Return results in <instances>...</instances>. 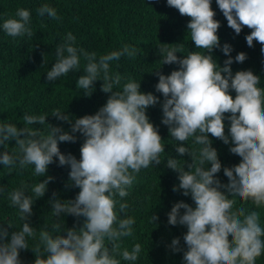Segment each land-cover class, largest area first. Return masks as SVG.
Listing matches in <instances>:
<instances>
[{"label": "clouds", "instance_id": "1", "mask_svg": "<svg viewBox=\"0 0 264 264\" xmlns=\"http://www.w3.org/2000/svg\"><path fill=\"white\" fill-rule=\"evenodd\" d=\"M227 26L239 35L243 28L248 47L253 41L261 45L264 54V0H215ZM166 4L189 18L186 28L195 49L178 57V47L167 44L157 47L160 66L153 69L158 76L155 91L142 92L140 80L125 78L113 72L110 64L121 57L135 58L138 49L124 44L119 50L99 55L76 44V37L66 33L55 48V62L46 72V80L54 82L70 72L80 70L83 75L76 84L85 96H91L94 83L102 81L101 91L108 94L106 102L94 114H86L72 121L69 114L55 109L51 114L23 116V126L0 123V165L23 172L34 167V175L45 177L34 185L24 181L8 193L9 206L18 209L22 227L10 234L7 227H0V264H21L20 250L29 249L28 238L35 241L32 252L34 264H121V260L135 262L141 252L136 243L131 250L122 248L124 238L132 237L134 217L124 198L129 196L137 175L143 169L159 165L165 152L163 139L150 121L147 109L161 103V123L168 128L172 140L179 142L175 151L187 154L191 162L182 164L176 158H167L166 166L178 173V186L184 196L191 197L194 206L178 201L168 213L170 225L185 226L183 236L186 250L185 264H256L264 254V228L260 213L249 210L251 202L256 209L264 207V88L261 78L251 70L232 72L231 65L247 59L244 52L233 58L232 46L220 44L217 35L220 22L212 0H166ZM38 17L47 16L60 21L57 10L45 3L36 9ZM4 33L12 38L35 35L31 27V13L18 8L15 17L0 24ZM219 48L227 57L223 66L212 56ZM178 67L163 74L161 65ZM234 92L233 96L231 93ZM53 116L68 122L70 131L47 122ZM225 119L229 121L225 133ZM42 126V127H37ZM83 137L80 157L60 151L59 143ZM209 135L229 145V151L240 161L223 167L228 182L223 184L217 173L222 164ZM191 140L192 147L186 145ZM14 142L11 151L7 145ZM68 166L69 180L79 189L74 199L60 200L53 192L49 200L52 215L83 217L79 228L73 226L61 235L64 222L56 219L39 230L30 223L34 198L45 195L47 185L54 180L47 176L50 164ZM185 164L187 170H185ZM210 165V167H207ZM0 186V192H4ZM239 198L241 203L236 206ZM183 210V211H181ZM158 217L153 214L150 223ZM172 251H180L179 238H173Z\"/></svg>", "mask_w": 264, "mask_h": 264}, {"label": "trees", "instance_id": "2", "mask_svg": "<svg viewBox=\"0 0 264 264\" xmlns=\"http://www.w3.org/2000/svg\"><path fill=\"white\" fill-rule=\"evenodd\" d=\"M49 4L57 10L62 19L55 21L47 16L41 18L36 14V9L42 4ZM216 12L215 19L220 22L217 35L220 44L228 43L232 46L230 55L234 58L238 52H244L247 59L243 63L235 61L230 66L232 72L238 70H251L261 78L260 87L264 88V54L261 53V45L253 41V47H248L245 36L250 32L243 28L237 35L227 26V21L218 9L215 0L211 4ZM18 8H24L31 13V27L35 35L31 40L26 37L12 38L7 36L0 27V123L10 122L17 126H23V116L51 114L55 109H60L69 114L72 121L86 114H94L107 100L108 94L101 91L102 81L94 83V91L91 96H85L76 84L79 75H83L84 62L81 61L78 72H70L66 76L58 78L54 82L46 80V72L55 62V48L61 42L62 37L71 32L76 37V44L89 52H95L97 56L107 54L110 51L119 50L124 44L138 49L135 58L121 57L113 61L110 68L113 72H119L125 81L128 79L139 81L142 92H152L159 97L161 103L163 97L155 91L158 76L151 72L160 66V56L157 50L161 44H167L169 48L178 47L182 51L178 57L188 55L189 51H202L195 49L187 32L186 16H181L178 10L167 6L166 0H0V24L9 17L14 18ZM216 62L223 66L227 59L225 54L216 48L212 52ZM178 65H161L159 71L167 75ZM233 96L234 92L231 93ZM161 103L149 107L147 115L150 121L157 127L163 139L165 152L162 154V162L159 165L150 166L141 170L137 175L133 187L129 190V196L124 200L129 203L128 215L134 217L132 237L124 238L122 248L131 250L136 243L141 245V252L137 261L129 262L121 260V264H185L183 252L186 245L183 236L187 229L181 225H170L168 213L174 203L184 201L194 206L190 195L184 196L182 190L173 191L178 186V173L166 166L167 158H176L182 164L190 163L191 158L187 154L181 156L175 151L179 142L172 140L168 128L161 123ZM47 122L59 125L65 131L71 130V125L65 121H59L53 116L46 117ZM229 121L225 119V133L228 134ZM42 127V126H37ZM75 143H59L60 151L67 155L71 153L77 159L80 157V145L83 137L79 133ZM212 146L218 152L222 168L217 173V178L223 183L228 182L223 173V167H231L240 161V157L229 151V145L209 135ZM14 142L7 145L12 150ZM186 145L192 147L191 140ZM2 150V149H0ZM210 167V165H207ZM185 170L187 165L185 164ZM68 166H59L58 162L50 164L47 176L54 178L47 185L45 195L34 198L32 205L31 225L39 230L45 225H50L60 219L64 222V230L61 235H66V229L75 226L79 228L83 224V217L79 219L66 214L56 218L52 215L49 200L52 193H58L60 200L74 199L79 189L72 186L69 180ZM34 167L28 166L23 172L13 170L9 174L8 169L0 165V186L5 191L0 192V227H7L9 234L22 227L18 209L10 207L8 193L19 187L24 181L34 185L45 177H37ZM237 199V207L243 203ZM249 210L260 213V225L264 228V207L256 209L251 202L245 205ZM183 211V210H181ZM155 214L158 219L150 223L151 216ZM173 238H179L180 251L174 252L171 248ZM264 239V238H262ZM29 249L20 250L21 264H34L35 254L31 247L35 241L28 238ZM256 264H264V254L256 260Z\"/></svg>", "mask_w": 264, "mask_h": 264}]
</instances>
